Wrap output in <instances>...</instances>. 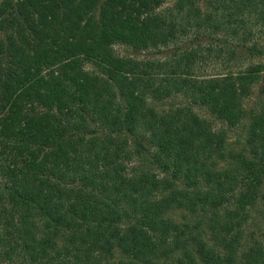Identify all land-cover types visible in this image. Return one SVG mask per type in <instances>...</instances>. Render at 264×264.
Here are the masks:
<instances>
[{"label": "trees", "instance_id": "16d2710c", "mask_svg": "<svg viewBox=\"0 0 264 264\" xmlns=\"http://www.w3.org/2000/svg\"><path fill=\"white\" fill-rule=\"evenodd\" d=\"M165 3L0 0V264H264V112L233 153L192 106L234 126L264 92V0Z\"/></svg>", "mask_w": 264, "mask_h": 264}, {"label": "rangeland", "instance_id": "374dc122", "mask_svg": "<svg viewBox=\"0 0 264 264\" xmlns=\"http://www.w3.org/2000/svg\"><path fill=\"white\" fill-rule=\"evenodd\" d=\"M174 0H166L164 7L173 6ZM261 43L264 42V32H262L261 37L259 38ZM206 46V44H203ZM116 51L124 57H133L138 60H159L166 59L170 56L171 49H165L162 53L154 49H144L142 51H135L131 47L123 44H117L115 46ZM168 59V58H167ZM264 60V58H263ZM257 61V60H255ZM242 64V69L245 68L249 61L245 60ZM233 65V63H232ZM227 64L224 59L216 58L210 60L199 69L198 74L203 75H213L224 73L227 71H238L239 67L232 66ZM263 82L258 81L254 83L251 88L248 89V92L241 99V107L243 109V118L237 125H229L227 122H224L218 118L211 110H208L206 107L192 105L194 110L200 114L203 118L207 119L212 125L213 130L218 132H224L227 137L226 149L228 152L232 151L233 153H239L243 151V146L247 138L248 128L254 116L259 113L264 112V92H263ZM190 101L185 96H173L164 100L159 101L156 105L157 108L162 110H168L175 105L188 104ZM261 198L258 200V204L253 211V219L251 220L248 230L245 243L247 246L253 245L256 241L262 243L264 239V187L261 191ZM126 259L120 252H116L112 258L111 264H123Z\"/></svg>", "mask_w": 264, "mask_h": 264}]
</instances>
